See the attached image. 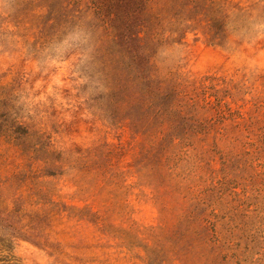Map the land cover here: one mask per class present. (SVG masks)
<instances>
[{
  "label": "rangeland",
  "instance_id": "374dc122",
  "mask_svg": "<svg viewBox=\"0 0 264 264\" xmlns=\"http://www.w3.org/2000/svg\"><path fill=\"white\" fill-rule=\"evenodd\" d=\"M7 264H264V0H0Z\"/></svg>",
  "mask_w": 264,
  "mask_h": 264
},
{
  "label": "trees",
  "instance_id": "16d2710c",
  "mask_svg": "<svg viewBox=\"0 0 264 264\" xmlns=\"http://www.w3.org/2000/svg\"><path fill=\"white\" fill-rule=\"evenodd\" d=\"M8 258H7V256H3L2 254H1V251H0V264H7L8 263Z\"/></svg>",
  "mask_w": 264,
  "mask_h": 264
}]
</instances>
